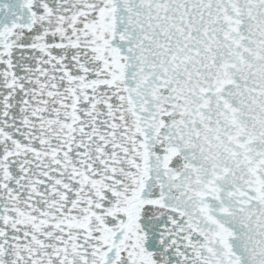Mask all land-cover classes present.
<instances>
[{
  "label": "snow or ice",
  "instance_id": "obj_1",
  "mask_svg": "<svg viewBox=\"0 0 264 264\" xmlns=\"http://www.w3.org/2000/svg\"><path fill=\"white\" fill-rule=\"evenodd\" d=\"M0 264H264V0H0Z\"/></svg>",
  "mask_w": 264,
  "mask_h": 264
}]
</instances>
